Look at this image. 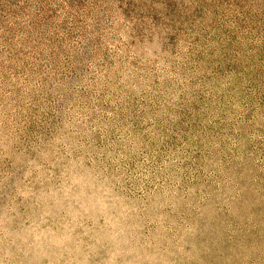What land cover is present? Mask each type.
<instances>
[{
  "label": "rangeland",
  "instance_id": "1",
  "mask_svg": "<svg viewBox=\"0 0 264 264\" xmlns=\"http://www.w3.org/2000/svg\"><path fill=\"white\" fill-rule=\"evenodd\" d=\"M0 264H264V0H0Z\"/></svg>",
  "mask_w": 264,
  "mask_h": 264
}]
</instances>
